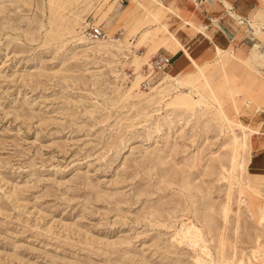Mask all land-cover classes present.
<instances>
[{
    "label": "rangeland",
    "instance_id": "obj_1",
    "mask_svg": "<svg viewBox=\"0 0 264 264\" xmlns=\"http://www.w3.org/2000/svg\"><path fill=\"white\" fill-rule=\"evenodd\" d=\"M236 1L0 0V264L252 258V134L243 170L230 157L232 122L259 129L247 120L264 107V0L239 2L238 24ZM88 22L116 39H90ZM159 46L190 68L142 86Z\"/></svg>",
    "mask_w": 264,
    "mask_h": 264
},
{
    "label": "crops",
    "instance_id": "obj_2",
    "mask_svg": "<svg viewBox=\"0 0 264 264\" xmlns=\"http://www.w3.org/2000/svg\"><path fill=\"white\" fill-rule=\"evenodd\" d=\"M187 2V0H185ZM248 0H237L236 1V7L232 10H227L226 15V19L228 17H243L246 16V14H239L238 12H236L238 9V3L240 2L242 7H244V10H247L249 8V5L245 4ZM203 2V1H200ZM204 4V3H203ZM236 10V11H235ZM259 10V9H258ZM205 11V13H203L205 15L206 18L208 19H214L215 17L211 15V13L207 12L206 9L203 10ZM219 16V15H218ZM221 16V15H220ZM219 16V17H220ZM222 17V16H221ZM249 19V17H248ZM209 22H211L210 20H208ZM233 22L237 23V21L235 19H233ZM230 24V22H227ZM238 24V23H237ZM231 25V24H230ZM180 32V31H179ZM181 35H185L184 31L180 32ZM220 37L217 36L216 39H221V34H218ZM191 38V37H190ZM189 38V40L187 41V44L189 43V41L191 40ZM206 42L209 41L208 38L205 39ZM228 43L229 40L227 39ZM221 42V41H220ZM186 44V45H187ZM235 44V43H234ZM140 48V47H139ZM142 48V46H141ZM185 48V47H184ZM172 49V48H171ZM169 48L163 47V46H159L155 52H159V53H165L170 55L171 57V61H173V63L171 64L172 68L175 70V72L180 73L190 67H187L185 64H188V57L184 54L181 53L182 49L178 48L175 51L171 50ZM188 51V50H187ZM191 53V52H190ZM181 54V55H180ZM180 55V56H179ZM179 56V57H178ZM237 60H239L240 62H247L245 60V58H238ZM192 61V60H191ZM181 64V65H180ZM170 67V68H171ZM252 119V120H251ZM248 123L256 125L257 122L258 123V128H253V127H248V129H252L253 133L251 136V159H252V167L255 169H259V170H263L264 171V107L260 110V112H258L255 116L252 115L248 120ZM247 127V126H246ZM258 172H254V174L256 176H261L262 178H264V174H256ZM264 180V179H263Z\"/></svg>",
    "mask_w": 264,
    "mask_h": 264
},
{
    "label": "bare ground",
    "instance_id": "obj_3",
    "mask_svg": "<svg viewBox=\"0 0 264 264\" xmlns=\"http://www.w3.org/2000/svg\"><path fill=\"white\" fill-rule=\"evenodd\" d=\"M89 23H92V22H88L87 24H89ZM94 24V23H93ZM101 26V25H100ZM106 35H105V37L104 38H107L108 40H115L116 39V37H113V38H111L107 33H105ZM85 35H82V36H80L79 37V43H83V42H85L86 40H85ZM90 38V37H89ZM104 38H97V39H104ZM91 39V38H90ZM97 39H92V40H97ZM106 39V40H107ZM214 49L217 51L218 49H216L215 47H214ZM185 51V53H187V51L186 50H184ZM154 55V54H153ZM150 62V61H149ZM171 64H172V61L170 62V64H169V66H168V68H167V71H169V69H170V66H171ZM150 65V64H149ZM167 71H165L164 73H162V74H164L165 75V77H167V75H168V73H167ZM167 73V74H166ZM208 85V84H207ZM208 87V89H209V91H211L212 92V90L210 89V87L209 86H207ZM183 95H185V96H188L189 95V93H185V94H183ZM182 95V96H183ZM189 98H185V99H187V100H192L193 101V103H196L197 105V107H199V108H201L202 106V102H201V100L198 98V99H196L194 96L193 97H191L190 95L188 96ZM184 100V99H183ZM182 100V101H183ZM187 100H185L186 102H187ZM186 104V103H185ZM190 104V103H189ZM224 118V120H226V121H228L229 122V120L226 118V117H223ZM232 123H234V126H235V128H238V129H240V131H241V134H242V139H240V136H239V138H238V136L236 135V133L234 132V130L232 131V139H233V141L235 142V145H236V147L233 149V151H232V154H231V157H230V165H231V168L233 169V168H240V169H242L243 170V164H242V162H241V155H240V152L239 151H237V147H240L241 149L244 147L245 148V146L247 145V143H246V137L248 136V135H251L252 133H253V131H252V129H248V127H246L245 125H243L239 120H237V122H232ZM241 141H240V140ZM238 140L240 141V144H238ZM229 190H230V187H229ZM243 190V188L241 187L240 188V191H239V193L238 194H242V191ZM230 192L228 191V194H229ZM261 199H263L264 200V197L263 198H261ZM261 212V214L263 215V217H264V210H260ZM256 246H255V248L254 249H252L251 250V257L252 258H249L248 257V259H247V262L246 261H244L243 260V258L241 259H239L238 260V262L237 263H235V260H226V261H224V264H256V263H254V262H261L262 264H264V243H261L259 240L258 241H256ZM243 255V254H242ZM245 255V254H244ZM222 256V255H221ZM252 260H254V261H252Z\"/></svg>",
    "mask_w": 264,
    "mask_h": 264
},
{
    "label": "built area",
    "instance_id": "obj_4",
    "mask_svg": "<svg viewBox=\"0 0 264 264\" xmlns=\"http://www.w3.org/2000/svg\"><path fill=\"white\" fill-rule=\"evenodd\" d=\"M232 19H235L237 22H242V20L247 21L244 17H231ZM87 29V35L91 39H97V38H104L105 37V31L99 24H93L89 23L86 26ZM171 62V57L168 54L165 53H159L156 52L154 55H152L150 59V66L149 68L147 66H144L145 74L141 80V85L146 86L148 83V76L153 74H162L165 71H167V68Z\"/></svg>",
    "mask_w": 264,
    "mask_h": 264
}]
</instances>
